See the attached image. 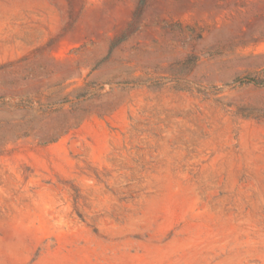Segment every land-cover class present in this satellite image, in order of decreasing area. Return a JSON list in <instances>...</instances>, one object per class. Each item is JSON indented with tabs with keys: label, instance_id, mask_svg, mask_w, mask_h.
Listing matches in <instances>:
<instances>
[{
	"label": "rangeland",
	"instance_id": "rangeland-1",
	"mask_svg": "<svg viewBox=\"0 0 264 264\" xmlns=\"http://www.w3.org/2000/svg\"><path fill=\"white\" fill-rule=\"evenodd\" d=\"M0 264H264V0H0Z\"/></svg>",
	"mask_w": 264,
	"mask_h": 264
},
{
	"label": "trees",
	"instance_id": "trees-1",
	"mask_svg": "<svg viewBox=\"0 0 264 264\" xmlns=\"http://www.w3.org/2000/svg\"><path fill=\"white\" fill-rule=\"evenodd\" d=\"M144 0H141V4L143 3ZM250 82H254V80L248 79V80H243V81H239V84H245V83H250Z\"/></svg>",
	"mask_w": 264,
	"mask_h": 264
}]
</instances>
